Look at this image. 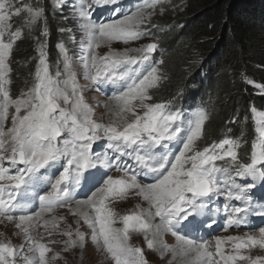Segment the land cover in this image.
<instances>
[{"label": "snow or ice", "instance_id": "obj_1", "mask_svg": "<svg viewBox=\"0 0 264 264\" xmlns=\"http://www.w3.org/2000/svg\"><path fill=\"white\" fill-rule=\"evenodd\" d=\"M161 2L147 0L140 10L108 22L95 19L93 13L97 8L116 5L119 0H73L71 5L77 30L82 33L83 76L97 86L121 89L110 97L115 111L105 105L110 113L124 120L121 126L115 120L104 124L93 119L95 110L84 99L77 69L63 44L59 45L63 71L58 67L54 75L50 72L41 45L32 86L17 97L11 95L8 61L15 41L23 35L21 28L12 30V17L26 13L25 25L30 30L43 19L41 34L45 36L48 28L43 8L15 7L13 0H0V217L18 221L15 227L23 232L27 251L33 254H25L24 245L0 242V264H17L18 260L24 264H48L47 253L51 249L33 239L29 225L42 214L73 203L75 189L89 185L90 195L74 202L94 213L93 216L85 211L80 215L92 229L93 243L102 247L114 264H148L143 249L129 243L132 232L143 233L147 248L159 249L161 258L170 251L173 259L189 258L187 264H264V257L253 259L241 254L242 250L256 246L264 249V227L259 228L258 237L216 236L215 252L210 250L208 240L188 235L217 223L211 219L209 208L215 197L222 196L226 201L225 230L249 225L251 216H264V197L254 203L252 192L257 181L264 185V111L251 109L256 137L251 144L250 162L239 161L241 144L233 138H224L200 150L196 142L202 139L208 119L204 109L185 120L169 104L147 102L152 99L149 90L158 85L161 76L155 66L137 75L136 66L151 59L157 44L134 50L142 53L139 57L129 56L127 49L110 50L104 56L95 51L112 41L128 43L148 35L140 27L152 12L145 13L143 9H155ZM54 6L62 7L61 0H55ZM70 39L75 40V36ZM242 76L246 83L254 84L243 73ZM126 113L131 114L130 121ZM9 120L10 126H6ZM101 140L114 154L112 158L102 150H93V145ZM176 145L181 147L173 151ZM122 157H128L131 163L122 162ZM225 160L226 166L217 164ZM112 167L122 175L114 178L104 173L98 178L102 168ZM140 178L149 182H141ZM237 178L245 183H238ZM44 183L50 184L51 190L39 196L40 211L17 215L29 206L28 192ZM133 189L149 209L117 219L109 202L125 199ZM156 218L159 223H154ZM116 223L123 227H114ZM57 226L54 220L53 227ZM165 233L175 237V245L164 242ZM64 234L69 237V247H75L77 242L83 246V233L77 231V240L71 239V232ZM226 244L231 245V254L226 253Z\"/></svg>", "mask_w": 264, "mask_h": 264}, {"label": "rangeland", "instance_id": "obj_2", "mask_svg": "<svg viewBox=\"0 0 264 264\" xmlns=\"http://www.w3.org/2000/svg\"><path fill=\"white\" fill-rule=\"evenodd\" d=\"M31 1L33 0H13V4L15 5V7H23L24 5H29L32 7H40V8L43 7L42 4H36V3L34 4ZM183 1L184 0H162V2L158 4L155 9H152V8L143 9L145 13L152 12V15L148 20H146L144 25H141L140 30L147 31L148 26L151 23H153L154 19L161 17L162 14L164 13L166 14L169 12H177L178 15H181L183 12V3H182ZM49 2L52 3L51 6L53 7L54 10L58 12L59 16L61 17V20L59 21L57 19L55 23H52L53 20L51 21L50 18L44 14V16L46 17V23H47V28H48L47 36L41 34L42 29L44 27L43 19H41V21H39L31 30L25 25V20L27 18L26 13H22L20 16H13L11 19L12 30L15 31L17 28H21L23 32L22 37L15 41L14 46L17 43L22 42V40H25V41L30 40L31 49H32L31 51L33 53V56L29 59V62L30 63L33 62V65H34L33 70L31 71L32 73L27 78H25L23 86L16 87L13 90L12 87L17 85V82L14 78V74H15L14 68L15 66L19 67L23 65L21 63L22 62L21 56L16 55V52L13 50L14 49V46H13V49L11 51V56L8 61L10 68H11V72H10L11 84L9 85L11 95L13 97H17L20 95L22 91L32 86L34 82V73H35L36 66H37V63L40 57V47L41 45H43V51L45 52L46 58H47V53H48L47 45L49 43L51 44V42L54 41L55 42L54 48H52L50 51L55 52L56 54L55 59L51 63H49L47 59L49 67H50V72L54 75L58 67L61 71H63V63H62V58H61L60 48H59V45L63 44L64 47L67 48L69 55L73 59L74 66L77 69V79H78L79 85L83 89L84 99L86 103L89 104L91 107H93L95 110L93 119L97 120L100 123H104V124H107L115 120L118 125L122 126L124 124V120H121L119 117L115 116L113 113H110L109 108L105 107V105H108L109 107L113 108L115 111V103L114 101L110 99V97L112 96L114 92H118L121 89L119 87L112 86V85L97 86L93 84L91 81L85 79L83 76V68H82V64L80 63L81 56L83 53V49L80 43V37L82 36V33L77 30L76 20L73 16L72 7H71L73 0H61V3L63 6L60 8H56L54 6L55 0H49ZM146 2L147 0H145V3ZM134 4H135V1L131 3V5H134ZM115 8H116L115 6H112L111 8H108V7L105 8L100 13V16L101 15L104 16L101 20L108 22L113 19H119V17L124 14H131L137 10H140L142 6L134 7L132 9H129L126 7L122 9L116 8L118 9V11L116 12L109 11V9H115ZM161 8H163V12H161ZM97 10L98 8L95 10L93 14H97L98 12ZM100 16L98 18H95V17L94 18L97 20H100ZM55 24L57 25L52 28V26ZM50 30L56 31L57 36L50 38ZM147 33L148 35L143 36L141 39L130 40L128 43H124L122 41L117 40V41H112L110 45L103 44L101 45V47L97 48L95 51L98 54V56H104L110 50H115L117 52H123L124 50L127 49L129 56L139 57L142 55V53L138 51H134V50L141 49L149 43L157 44L156 49H158V46L160 44L159 43L160 39L158 36H156L155 34H150V32H147ZM70 36H75V40L70 39ZM7 39H8V36L6 35L5 40ZM156 49L154 51H156ZM159 49L161 51V55L159 53H155L154 55L151 54V57L155 56V62L158 65L149 64L148 61L144 62L145 64L144 63L142 64V66L148 67L147 70L151 66L157 67L158 74L161 76V79L159 80L158 85L149 90V93L152 99L150 101H147L148 103H164L163 99L162 100L157 99L155 97V94L152 95V93L154 89H157L161 85V83H163V80H166V78L163 77V74L165 73L162 70V68L166 66V62L168 61V59L169 60L171 59V56H169L170 53H168L166 56L164 55L165 54L164 47L159 46ZM161 60L163 61L162 64L159 63ZM178 74L179 72L174 75L171 74L169 78V82H171L172 78L177 77ZM242 78L244 79L243 76ZM248 78L254 81V84L248 83L249 86L252 87V89H249L250 93L248 94V98L254 99L252 97L253 95H259V94L264 95V84L261 82H257L256 78L255 79H253L252 77H248ZM96 88H100L99 91ZM206 88L207 87H205V90ZM103 92H110V93L112 92V93L111 94L109 93L107 95V94H104ZM166 101H167L166 104H169L173 110L180 111L183 117L185 118V120L194 118V115L198 109H204V106H199L198 108L193 107L190 109L180 108L179 106H177V101L171 100V98L167 99ZM135 103L138 104L139 101H136ZM255 108L259 111H264V105H261V107L256 106ZM125 116L129 121L132 118L131 114L126 113ZM235 120H236V117L234 118L233 121ZM251 121H252V130H251L252 133H251L250 138L253 142V140L256 137L255 124L253 121V113H251ZM6 126H10V120L8 121ZM234 137H235V133L232 129V132H224L223 135H221L217 139H214L210 136L209 130L203 126L202 139L196 142V146L198 149L202 150L204 147L212 145L214 142H219L224 138H234ZM238 141L241 144V147L239 148L238 152L243 154L241 150L243 143L240 140ZM178 147H181V145H176L173 148V151H175L176 148ZM93 150L94 151L102 150L104 153L107 154L109 158L114 156V154L106 148L105 142L103 140L97 141L96 144L93 145ZM238 156H242V155L239 154ZM248 157L249 159L247 161H244L245 163L250 162V155ZM121 159H122V162L125 161L123 158ZM240 159L242 160V158ZM126 161L131 163L130 160H126ZM223 163H227V162L217 161L218 165H221V164L223 166L227 165ZM57 175H58V172H57ZM110 175L115 178V177L121 176L122 173L115 170V171H112ZM141 182H149V181H142L141 179ZM258 186L259 187L262 186V184L259 181H258ZM47 189L51 190L50 184L48 183L38 185L37 186L38 192L35 191L32 193V195L36 196L38 195V193H44ZM83 189L85 190V187ZM134 191H135L134 189L129 191L125 199H120L115 202H109V206L116 213L117 219L119 217L128 215L130 213L131 214L139 213L141 211L146 212L149 209L148 203L144 201L140 196L136 195ZM254 198L255 199L257 198V200L259 199L258 197L255 196V194L253 196V199ZM84 199L86 198H80V199H75V200H84ZM214 199L217 200V203H219L218 199H220V197H215ZM75 200H73V203H71L68 206L57 207L51 213L42 214L40 218L34 219V221L31 222V224L29 225L30 234L33 237V239L36 241H39L40 243H44L45 245H47L48 248L51 249V251L47 253L48 264H114V262L111 260L108 254L102 249V247L93 243L92 238H91L92 229L84 222L83 217H81L80 214L77 212L78 210L72 207L73 204H75L74 202ZM34 203L36 202L30 203L34 205L32 208H27L24 213H17V215L33 214L37 211H40V207L35 206ZM235 203H238V202H235ZM36 205L40 206V204H37V203ZM73 212H76V214L74 215ZM216 212L219 217L225 218L223 208H221L220 205H217ZM90 215L94 216V213L90 212ZM263 217L264 216L257 218V216H251L249 218L250 224L246 226V229L242 228V231H232V230L220 231V232L213 231L214 235L212 234L211 237L209 236L208 238H206V240L210 242V250L215 252V237L216 236L228 237L230 236V234H233L234 237H245L246 235H255L258 237L259 236L258 230L260 227H264V224L260 227H257L258 224L256 223H260ZM54 220H55V223L58 225L57 227H53ZM45 221H48V223L45 224ZM16 222L18 221L13 220L9 222L7 221L6 218L0 217V242L10 241L13 245H16V246L24 245L25 254L31 256L33 254L27 251V245L25 244V236L23 232L20 229L15 228ZM154 222L159 223V218H156ZM114 227L122 228L123 224L116 223ZM211 229L209 230L205 229L203 230V232L211 231ZM77 231H79L80 233H83L85 236L83 246H80L79 242H77V245L75 247H69L67 243L69 240V237L65 235L64 233L71 232L72 233L71 239L77 240ZM130 236H131V239L129 243L133 247H140L143 249L144 256L146 257L148 264H170V262L171 264H187V259L189 258H182L180 256H177L175 259H173L172 252L170 251L164 252L163 258H161L159 249L155 251L149 250L146 246V241L144 239L143 233L141 234V233L132 232L130 233ZM149 238H152L151 234H149ZM162 238L164 242L170 246L176 244L175 237H173L170 233H165ZM52 241H55V242L52 243ZM83 247L86 248L87 250H90L91 253H89L88 255H85V251H81ZM224 248H225L226 253L231 254L232 249H231L230 244L224 245ZM241 254L251 256L253 259H255L256 257H264V249H261L259 248V246H256L251 249L242 250ZM216 259L218 260V257ZM241 263L248 264L247 261L237 262V264H241ZM17 264H24V261L18 260ZM220 264H223V262H220Z\"/></svg>", "mask_w": 264, "mask_h": 264}, {"label": "trees", "instance_id": "obj_3", "mask_svg": "<svg viewBox=\"0 0 264 264\" xmlns=\"http://www.w3.org/2000/svg\"><path fill=\"white\" fill-rule=\"evenodd\" d=\"M31 2L42 4L52 23L61 20L49 0ZM182 3L181 15L164 13L147 28V32L159 37L164 55L171 56L162 68L166 80L152 95L159 100L172 97L171 100L183 104L198 96L206 107L208 119L204 127L210 136L217 139L233 129V139L243 143V154L238 152L242 155L238 159L245 163L251 153V109L264 105V95L248 98L252 87L243 81L242 73L264 84V0H184ZM54 36L56 31L50 30V38ZM54 43L47 45L49 63L56 56L50 51ZM13 50L21 56L23 64L14 68L17 82L12 87L14 90L23 86L34 65L29 62L33 56L30 40L15 44ZM178 72L169 82L170 75Z\"/></svg>", "mask_w": 264, "mask_h": 264}, {"label": "clouds", "instance_id": "obj_4", "mask_svg": "<svg viewBox=\"0 0 264 264\" xmlns=\"http://www.w3.org/2000/svg\"><path fill=\"white\" fill-rule=\"evenodd\" d=\"M172 98V97H171ZM198 99L199 100V98H198V96H196V97H194L193 99ZM167 100V99H166ZM177 104H181V105H184L183 103H178L177 102ZM222 165V164H221ZM223 166V165H222ZM116 169H110L109 170V172L107 173L108 175H110V173L112 172V171H115ZM140 179H142V181H145L143 178H140ZM255 189V188H254ZM254 191V193H258V194H260V192L259 191H257V190H253ZM252 191V192H253ZM88 195H90V193L88 194ZM88 195H86V196H83V197H78V198H74L73 200H75V199H80V198H87V196ZM218 201H219V203H217V200H215V199H213V202L211 203V204H209V208H211L212 209V216H211V218L212 219H215L216 221H217V223L215 224V225H213V227L215 226L216 227V229H214L213 231H215V232H220V231H230V230H232V231H242V228H245L246 229V226H240V227H235V226H233V228L232 227H229V228H227V230H225V224H226V221H225V218H223V217H219L218 216V214H217V212H216V207H217V205H220L221 206V208H223V205H224V203L226 202L225 200H224V198L221 196L220 197V199H218ZM203 219V218H202ZM253 220H254V218H253ZM209 223L211 222V219H209V221H208ZM263 224H261L260 226H262ZM260 226H257V227H260ZM212 227V228H213ZM206 230H209V229H211V228H205ZM205 229H203V230H205ZM203 230L202 231H200V232H198V233H188V235H190L192 238H196V239H200L201 237L203 238V239H206V238H208L209 236L211 237V235L213 234L214 235V232L213 231H207V232H203ZM252 230H254V229H252ZM196 235V236H195Z\"/></svg>", "mask_w": 264, "mask_h": 264}, {"label": "bare ground", "instance_id": "obj_5", "mask_svg": "<svg viewBox=\"0 0 264 264\" xmlns=\"http://www.w3.org/2000/svg\"><path fill=\"white\" fill-rule=\"evenodd\" d=\"M246 159V158H245ZM133 192V191H132ZM135 192V191H134ZM128 196H130V195H128ZM129 203V202H128ZM128 203H127V205H128ZM35 204V206H37V207H40L39 205H36V203H34ZM137 205V204H136ZM142 205V204H141ZM34 205L33 204H30L29 203V206H28V208H32ZM73 208H75V209H77L78 211V213L80 214L81 212H85V211H90L88 208H86V207H84V206H81V205H77L76 203L75 204H73V206H72ZM128 207V206H127ZM143 207V206H142ZM132 208V207H131ZM140 209V208H139ZM142 212V211H141ZM77 213V214H78ZM131 214V213H130ZM81 216V215H80ZM82 217V216H81ZM78 218V217H77ZM17 221V220H16ZM17 223V222H16ZM155 223V222H154ZM16 228V227H15ZM216 227L214 226L212 229H211V231H213L214 229H215ZM17 229V228H16ZM142 234V233H141ZM230 236H234L233 234H230ZM255 236V235H254ZM3 242H5V241H3ZM8 242V241H7ZM81 251H85V255H88L89 253H91V251L90 250H87L86 248H82V250ZM242 264V263H241Z\"/></svg>", "mask_w": 264, "mask_h": 264}]
</instances>
